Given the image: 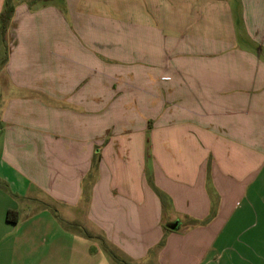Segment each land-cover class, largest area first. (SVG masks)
<instances>
[{
  "label": "crops",
  "instance_id": "obj_1",
  "mask_svg": "<svg viewBox=\"0 0 264 264\" xmlns=\"http://www.w3.org/2000/svg\"><path fill=\"white\" fill-rule=\"evenodd\" d=\"M9 3L0 264H264V0Z\"/></svg>",
  "mask_w": 264,
  "mask_h": 264
},
{
  "label": "rangeland",
  "instance_id": "obj_2",
  "mask_svg": "<svg viewBox=\"0 0 264 264\" xmlns=\"http://www.w3.org/2000/svg\"><path fill=\"white\" fill-rule=\"evenodd\" d=\"M17 0H9V2H16ZM24 1V3H26V6H28V8H31V9H36L38 7H41L43 3H48V4H53V5H56L59 1L61 0H22ZM14 203H16L18 206H27V204H24L23 202H20V201H15ZM23 212V211H21ZM22 218H23V214L20 215ZM39 216V215H38ZM41 217H46V214L45 212H43L41 215Z\"/></svg>",
  "mask_w": 264,
  "mask_h": 264
},
{
  "label": "trees",
  "instance_id": "obj_3",
  "mask_svg": "<svg viewBox=\"0 0 264 264\" xmlns=\"http://www.w3.org/2000/svg\"><path fill=\"white\" fill-rule=\"evenodd\" d=\"M13 10H14L13 5H10L9 0H7L5 7L3 8V10L0 13V31L2 34H4V32L6 31L8 21L11 18Z\"/></svg>",
  "mask_w": 264,
  "mask_h": 264
}]
</instances>
